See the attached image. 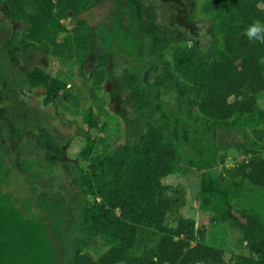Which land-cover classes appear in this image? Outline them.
Masks as SVG:
<instances>
[{
    "label": "trees",
    "instance_id": "1",
    "mask_svg": "<svg viewBox=\"0 0 264 264\" xmlns=\"http://www.w3.org/2000/svg\"><path fill=\"white\" fill-rule=\"evenodd\" d=\"M99 2L0 0L7 23L25 26L24 34L10 30L1 44L9 49L13 61L16 51L43 49L65 63L87 57L98 33V43L113 52L99 53V61L106 64L111 56L123 54L119 47L129 56H140V37L144 36V51L149 44L150 48L143 57L165 58V48L175 39L144 11L140 0H130L137 24L132 32L121 28L117 19L111 29L101 23L94 32L81 15ZM202 9L209 15L211 43L203 48L197 42L176 44L171 65L159 68L160 72L153 61L143 71V81L136 71L128 74L129 99L139 113L136 125L140 128L145 115L149 119L145 131L122 145L101 148L104 139L91 134L98 127L91 111L88 129L81 131L86 142L80 152L89 168L78 173L81 195L69 212L72 223L61 221L49 199H39L38 217L29 215L31 197L23 202L24 209H11L23 197L10 190L3 192L0 183V264H264V202L259 196L264 191V110L260 104L264 99V44L250 43L244 35L256 20L264 23V0H205ZM67 18L74 24L72 31L62 23ZM154 70L157 78L150 81ZM105 72L111 75L110 69ZM96 75L99 85L103 71ZM24 78L31 88H42L44 107L68 97L59 93L65 81L45 68H31ZM165 90L175 92L176 109L171 110L163 99ZM195 110L198 115L193 116ZM216 127L251 131L245 133L247 145L239 146L244 154L241 161L225 165L226 159L218 152L226 146L213 142ZM7 132L11 138L20 134L17 128ZM62 144L44 137L52 167L64 156ZM1 148L7 150L0 147V152ZM220 162L223 170L216 174L213 170ZM192 168L201 172L199 200L205 215L199 223L181 215L185 188L163 182L171 174ZM41 179H36L37 185L43 183ZM247 183L261 191L248 193ZM34 191L38 196L41 191L57 189L35 187ZM68 225L73 229L67 230ZM222 225L239 233L235 244L245 250L233 252L228 261L224 249L214 243L216 238L208 241L214 228ZM69 233L75 236L68 237ZM97 241L108 248L95 257L85 249ZM67 244L73 249L70 255Z\"/></svg>",
    "mask_w": 264,
    "mask_h": 264
},
{
    "label": "rangeland",
    "instance_id": "2",
    "mask_svg": "<svg viewBox=\"0 0 264 264\" xmlns=\"http://www.w3.org/2000/svg\"><path fill=\"white\" fill-rule=\"evenodd\" d=\"M140 2L144 11L150 13L153 20L163 30L172 33L175 39L169 41L164 50L165 58L160 61L156 58V54L150 55L153 59H147L148 56L143 57V54L150 48L149 44L144 51L143 46L146 45L143 44V41L147 37L143 36L140 37V56H129L124 53V48L119 47L123 54L118 57L111 56L105 60L106 64H103L99 61V53L106 50L112 55L113 52L103 48L100 41L103 38L102 35L98 43V33V35H94L92 51L84 59L76 57L71 61L61 63L48 56L46 50L28 49L16 51L14 54L17 58L13 61L9 49L1 44V41L4 42L10 30L21 36L25 33V26L14 22L9 25L8 18L6 19L4 14V6L0 4V124L3 126L0 129L2 135L0 147L7 149L1 148L0 152V177L4 179V181L0 180V183H3V192L10 190L14 195L17 193L23 197L17 200V204H13L11 209L14 206L22 207L26 197H31L32 211H29V215L38 217V204L41 202L39 199L44 201L49 199L47 202L55 204V213L61 221L72 223L73 219L69 216V212L75 206L74 203L78 201V196L81 195L77 182L78 173L86 172L89 168L88 162L80 157V152L86 142L81 131L88 129L91 111L96 115L98 123L97 128H92L91 134L93 137L104 139L101 148L104 145L112 148L135 138L138 132L145 131L149 119L145 115L140 128L136 125L139 113L129 99L128 74L131 71H136L140 73V78L143 81L142 73L149 69L153 61L160 72L161 67L171 65L172 50L176 44L188 43L191 45L197 42L203 48L211 43L209 15L202 9L205 0H140ZM125 6H129V9L123 10ZM81 17L93 30L98 25L101 26V23L111 29L114 26L113 20L116 19L119 26L127 32L137 29L130 0H100L99 3L83 12ZM62 23L69 31L74 28V24L69 18L63 19ZM94 32L96 31L94 30ZM218 45L222 47V42L219 41ZM144 59L147 60L144 61ZM36 66L49 70L53 75H59L66 83L65 88L59 90V93H67L68 97L56 99L53 104L42 109L31 105V95L35 89L26 85L24 77L28 70ZM106 68L111 70L110 76L105 72ZM102 71L104 79L97 85L96 74ZM150 75L149 80L154 81L157 78L156 70L152 71ZM162 97L168 102L171 110L177 108L178 103L174 91H162ZM40 99L44 101L43 93ZM260 104L264 110V99ZM102 108L104 112H101ZM196 115L198 114L195 110L193 116ZM10 128H17L20 134L11 138L7 132ZM245 133L251 134V131H227L222 127H216V135L212 141L226 146L225 150L221 149L218 152L226 159L225 165H232L244 158L239 146L247 145L248 139ZM45 136L63 143L64 156L54 167L50 165L47 158L48 152L44 145ZM262 145L264 148V143ZM222 170L220 162L213 172L218 174ZM200 173V170L196 168L183 169L181 172L171 174L163 179L165 184L177 187L181 185L185 188L186 205L181 210V215L186 218H194L198 223L200 218L205 215L199 200ZM40 176L43 183L37 185L35 181L40 179ZM35 187H40V189L55 188L57 192L41 191L38 198L34 191ZM246 187L248 193L261 191L250 183H247ZM259 196L264 202V191H261ZM208 220L210 221V218ZM174 223L175 221L171 225H175ZM69 229H73L72 225H68L67 230ZM214 229V235L208 241L211 242L213 237L216 238L214 243L224 249L226 261L229 260L233 252H245L242 247L238 246L239 244H235L239 237L236 230L226 225L217 226ZM67 236L74 237L75 233H69ZM67 246L69 249L67 255H70L73 249L68 244ZM107 248L108 246L102 241H97L85 250L98 257Z\"/></svg>",
    "mask_w": 264,
    "mask_h": 264
},
{
    "label": "clouds",
    "instance_id": "3",
    "mask_svg": "<svg viewBox=\"0 0 264 264\" xmlns=\"http://www.w3.org/2000/svg\"><path fill=\"white\" fill-rule=\"evenodd\" d=\"M244 35L250 43L259 42L264 44V23L260 20H256L254 23L249 25V27L245 30Z\"/></svg>",
    "mask_w": 264,
    "mask_h": 264
},
{
    "label": "water",
    "instance_id": "4",
    "mask_svg": "<svg viewBox=\"0 0 264 264\" xmlns=\"http://www.w3.org/2000/svg\"><path fill=\"white\" fill-rule=\"evenodd\" d=\"M42 91L43 90L41 87L36 88L34 93L31 95V100H30L31 105L41 109L44 107V102L40 99Z\"/></svg>",
    "mask_w": 264,
    "mask_h": 264
},
{
    "label": "flooded vegetation",
    "instance_id": "5",
    "mask_svg": "<svg viewBox=\"0 0 264 264\" xmlns=\"http://www.w3.org/2000/svg\"><path fill=\"white\" fill-rule=\"evenodd\" d=\"M0 115H1V112H0ZM0 128H3V126H1V124H0Z\"/></svg>",
    "mask_w": 264,
    "mask_h": 264
}]
</instances>
